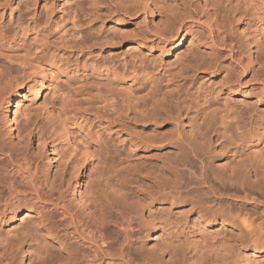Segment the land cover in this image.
Segmentation results:
<instances>
[{
    "label": "bare ground",
    "instance_id": "6f19581e",
    "mask_svg": "<svg viewBox=\"0 0 264 264\" xmlns=\"http://www.w3.org/2000/svg\"><path fill=\"white\" fill-rule=\"evenodd\" d=\"M120 1L112 11L117 21L131 16L141 19V33L135 39L138 46L150 45L168 52L184 40V36L180 39L182 32L196 27L197 42L205 49L203 51L210 60L215 61L214 64L209 62L205 65V72H217L220 67L218 62L227 63L231 68L223 71L226 83L223 82V88L221 84L218 90L221 96L215 97L210 104L207 97H199L206 100L202 101L203 112H219L221 138H226L227 142H222V149L228 158L230 172L242 171L246 176L235 180L233 188L226 187L210 163L192 153L199 167L185 171L193 178L187 189L200 193L199 199L189 210L196 215V235L181 231L180 236L184 239L176 237L171 245L180 244L186 249L174 254L173 258H179L180 264H264V182L256 184L254 181L255 167L264 178V136L255 137L252 131H243L244 125L247 127L250 121L245 124L243 119L239 120L234 108L237 104H247L242 102V98L255 90L264 98V57H258L257 49L252 48L256 41H260L259 36H264V0L229 1L231 5L234 2L237 4L231 6L232 10L228 8L233 11L230 12L233 19H238V23L251 24V33H243L247 42L246 52L240 48L241 40L239 45L237 37L232 39L229 36L232 32L229 34L228 25L224 24L221 12L224 8L217 9L218 3L215 5L214 0ZM200 2L204 3L203 6ZM212 4L214 7L211 6V11L209 6ZM35 5L30 13V23L22 18L15 22L13 16L17 5L8 3L0 8V264H160L156 258L142 256L137 247L138 238L142 235L150 238V232L173 224L174 208L183 204L177 196L178 190L162 186L150 192L135 185L130 189L136 195L128 197L125 194L130 189L125 187L123 180L120 181L122 177L117 176L116 179L111 175L116 173L122 162L116 164V161L102 159L104 157H100L96 145L90 142V134L81 135V127L75 125L88 104L76 100L75 94H67L65 88L61 89L63 84H55L51 80V67L55 66L46 67L45 63L54 60L53 64L56 65L54 55L58 48L51 53L53 45L37 44L35 37L34 43L30 42L29 50L24 52L20 46L14 47L8 40L11 32L15 38L21 33L26 37L27 31L39 25L36 21L39 8L37 3ZM45 10L43 24L54 29L56 18L50 16L49 8ZM162 10L165 21L161 25L153 24L149 18L154 16L155 11ZM6 19L17 23V26L4 30ZM62 37L61 41L57 40L61 44L57 43L59 46L55 44V47L62 45L63 49L66 48V38ZM86 42L89 41L77 44L81 47ZM40 46L44 47V51L45 47H49L51 56L36 54ZM114 60H102L103 70L100 74L105 76L106 84L97 89L98 99L92 104L101 109H97L99 114L95 109L99 120L106 118L110 122L116 117L122 120L126 102L130 103L126 97L131 95H127L126 63L117 65ZM144 68H138L143 70L142 73L148 72H144L143 77L150 76L153 67ZM135 72L134 75L139 73ZM162 77L160 81H166L164 74ZM29 78H32V84L25 86ZM152 78L149 79L152 81ZM24 88H27V94L23 95L25 102L31 99L34 104L43 102L46 91L53 89L56 93L55 90H60L58 102L51 103L50 108L44 111L46 122L41 124L43 126L35 120H25L20 127L16 126L14 103ZM116 99L117 103H112ZM130 105L135 109L133 104ZM107 107L110 111L106 110ZM17 111L22 112L19 108ZM230 122L234 124L237 139L231 135ZM113 123L116 122L106 127L108 133L115 129ZM123 123L121 121L115 125L118 126L116 135L124 131ZM231 181L230 176L227 182ZM253 189L259 195L252 194L255 193ZM162 205H166V208H160ZM242 206L253 209L243 216L224 211ZM30 212L38 216L37 223L33 226L30 224L29 230L24 228L20 236H11L17 226L9 229L8 225L20 220L21 223H31V220L25 219L30 217ZM216 223H226L237 230V234H232L237 236V240L233 239V243L229 244L226 239L213 236L211 227ZM250 259L254 262H250Z\"/></svg>",
    "mask_w": 264,
    "mask_h": 264
},
{
    "label": "rangeland",
    "instance_id": "374dc122",
    "mask_svg": "<svg viewBox=\"0 0 264 264\" xmlns=\"http://www.w3.org/2000/svg\"><path fill=\"white\" fill-rule=\"evenodd\" d=\"M229 1L231 0H228V3L226 0H214L213 3L215 5L218 3L217 9L221 10L222 8L220 7L224 8L221 12L224 24L228 25L226 28L228 27L229 34L232 32V36H229L231 38H239L236 41L238 44L240 43L239 45H241L242 41V47L240 46V48L246 52L247 42L244 34L246 31L251 33V24L246 22L238 23L239 21H236L238 19H233V13H230L233 11L228 8L232 10V7L237 4L234 2L232 6ZM119 2L121 3L120 0H0V8L7 6L8 3L15 4V6L17 5V11L13 16L15 22L21 18L29 21L32 15L30 13L35 9L34 6L37 3L39 9L36 21L39 25L33 28L34 30L27 31L26 37L21 33L20 36L15 38L11 32L8 40L12 46H20L24 52L29 50L30 42L34 43L35 37H37V44L46 43L45 46L48 45L49 47L53 45L51 53L56 50L55 48H58L54 55L56 56V65L53 64L54 60H48L45 66H55L51 67L53 71L52 82L63 84L62 90L65 88L67 94H75L76 96H73H75L76 100L80 99L83 102L86 101L84 105L88 104L87 108L85 107L84 114L82 113L75 125L78 128H82H80L81 135H86L85 133H87L88 136L90 134V142L96 145L98 152H100V157H104L102 159L106 158V160L111 162L116 161V164L122 162V164L118 165L116 173L114 175L113 173L111 174L112 177L114 176L116 179L118 177L121 179L122 177L119 180H123L122 183L128 189L138 185L150 192L157 191V188L162 186H171L178 190L177 196L183 204L174 208L176 213L173 214V224L166 226L163 230L150 232V238H144L143 235L139 236L137 247L140 248L144 258H156L160 261V264H180V259L173 258V256L186 248L180 244L171 245L172 241H175L176 237L180 236L181 231L196 235L194 231L197 228L196 215H193L189 210L192 204L199 199L200 193L187 189V185L193 178L185 171L187 169L191 170V167L194 170L199 167V162L192 156V153L197 158L201 157L206 162H209L212 169L223 179L226 187L233 188L236 185L235 180H240L241 177L245 178L244 176H246L245 172L242 171L230 172L231 168L227 163L228 158L225 155V150L222 149V142H227H225L226 138H221L223 135L222 131H220L222 126L220 127L221 124L219 123V112L216 111L215 114L213 111L211 113V110L205 112L202 110L204 108L202 103L206 101L204 98L207 97L208 104H210V102H214L215 97L221 96L218 90L224 82L223 76L225 74L223 71L231 68L227 63L218 62V65L225 69L219 67L217 72L213 70L212 72H205V65H208L209 62L214 64L215 61L210 60L207 53L203 51L205 49H202V45L197 42L198 29L196 27H189L182 32L180 39L184 36V40L179 46L168 52H162L159 47L155 46H138L135 43L138 40L135 39L141 33V19L131 16L122 21H117V16L115 18L112 11L115 4ZM219 3H221V6H219ZM200 4L203 6L204 3L200 2ZM211 6L213 4L209 6V10L212 11L214 6ZM48 8L50 16L54 19L56 18V26L59 24L58 28H55V26L54 29H50L44 26L45 9ZM231 15L232 17H230ZM149 20L155 25L163 24L165 21L164 11H155L154 16L150 17ZM5 21L4 30H10L17 26V23L13 24L8 19ZM118 23L121 24L119 25ZM63 32L64 35L62 34ZM62 36L66 38L64 40L66 42L65 45L70 46L68 48L66 46L67 49H63L62 45L58 47L61 44L58 41H61ZM259 38L260 41H256L252 48L254 50L257 49L258 55H260L258 57L262 58L264 57V36H259ZM180 39L178 42H180ZM84 40L89 42L80 47L77 43L80 44ZM109 40L111 41L109 42ZM55 44L58 46L55 47ZM49 47H45L46 51H44V47L40 46L35 53H38V55L46 54L50 57ZM212 56L214 57V54ZM108 58L115 59L116 61L114 60V62L117 65L126 63L127 95L130 93L131 95H126L127 97H125L126 99L129 98L127 101L135 107V109L132 108L130 103L126 102V108L122 112L124 116L122 120H119V117L111 120L116 122L113 123L115 129L111 133L106 131V127L110 123L112 125L110 119L100 118L99 120L97 113L100 108L98 109L97 106L92 105L98 99L96 96L97 89L106 84L105 76L100 73L103 70V61H106L105 59L108 61ZM142 66L143 68L153 67L152 69L150 68V76L143 77L144 72L145 74L148 72L144 71L142 73L141 71L143 70L138 69L142 68ZM262 70H264V66H262ZM135 71L139 73L134 75ZM163 74L166 77V81H160L163 78ZM151 77H153L152 81L149 79ZM31 80L32 78H29L25 86L32 84ZM26 89L24 88L20 92L19 98L14 103L15 109L13 112L17 120L16 126L20 127L25 120H35L40 125H44L46 122L43 118L44 111L50 108L51 103L58 102L61 97L60 90L57 89L58 93L57 90H55V93L53 89L46 91L43 102L34 104L31 99L25 102ZM199 96L205 97L200 98ZM242 102L247 104H237L239 106L234 105V108L235 112H237L236 117L240 118L239 120L243 119L245 122H242L245 124L250 121L247 123V127L244 125L243 131L247 133L250 130L255 137L257 135L264 136V98L255 90L243 97ZM112 103H117V99L112 100ZM17 108L22 110V112L17 111ZM106 110H109V107ZM247 117L250 119L247 120ZM116 120L125 122L123 123L125 124L124 131L119 133V135L115 134V132H118L115 131L118 128L115 125L119 124ZM233 127V122H230L229 130L231 135L237 139L238 134ZM118 139L122 140V142ZM48 156L51 157L50 154ZM45 161L47 163L46 157ZM254 169L257 172L256 180H253L257 182L256 184H262L261 182H264V178L258 174L257 167ZM236 174L238 175L236 176ZM253 174L255 173L253 172ZM230 176L233 181L229 183L227 181ZM253 190L255 193L252 194L259 195L255 189ZM132 192L131 189L126 190L125 194L130 197L133 194ZM160 208L165 209L166 205H162ZM252 209L251 206H242L224 211L232 215L243 216L245 212L249 213ZM29 214L30 217L25 219L31 220V223L22 222V224L20 220L8 225L9 229L15 225L17 226V229L15 228L12 231L11 236H20L24 228L29 230L30 224L33 226L37 223L38 216L34 212ZM226 223H216L211 229L214 233L213 236L218 239L224 238L227 243L232 244L233 239L237 240V236L234 237L232 234H237L238 231L229 227ZM181 238L184 239L182 235L180 236ZM249 261L254 262L252 259ZM258 261L262 262L260 259Z\"/></svg>",
    "mask_w": 264,
    "mask_h": 264
}]
</instances>
